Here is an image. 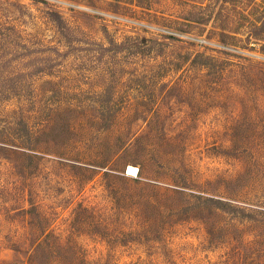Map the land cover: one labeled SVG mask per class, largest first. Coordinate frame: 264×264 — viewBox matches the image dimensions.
Listing matches in <instances>:
<instances>
[{
    "label": "rangeland",
    "instance_id": "obj_1",
    "mask_svg": "<svg viewBox=\"0 0 264 264\" xmlns=\"http://www.w3.org/2000/svg\"><path fill=\"white\" fill-rule=\"evenodd\" d=\"M0 264H264V0H0Z\"/></svg>",
    "mask_w": 264,
    "mask_h": 264
},
{
    "label": "bare ground",
    "instance_id": "obj_2",
    "mask_svg": "<svg viewBox=\"0 0 264 264\" xmlns=\"http://www.w3.org/2000/svg\"><path fill=\"white\" fill-rule=\"evenodd\" d=\"M127 175L135 176L136 175V169L134 167L129 166L127 170Z\"/></svg>",
    "mask_w": 264,
    "mask_h": 264
},
{
    "label": "trees",
    "instance_id": "obj_3",
    "mask_svg": "<svg viewBox=\"0 0 264 264\" xmlns=\"http://www.w3.org/2000/svg\"><path fill=\"white\" fill-rule=\"evenodd\" d=\"M111 1H113L115 3H122V2H124V0H111Z\"/></svg>",
    "mask_w": 264,
    "mask_h": 264
}]
</instances>
